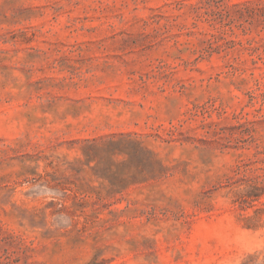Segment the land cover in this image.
Listing matches in <instances>:
<instances>
[{
  "label": "rangeland",
  "instance_id": "obj_1",
  "mask_svg": "<svg viewBox=\"0 0 264 264\" xmlns=\"http://www.w3.org/2000/svg\"><path fill=\"white\" fill-rule=\"evenodd\" d=\"M0 264H264V0H0Z\"/></svg>",
  "mask_w": 264,
  "mask_h": 264
}]
</instances>
